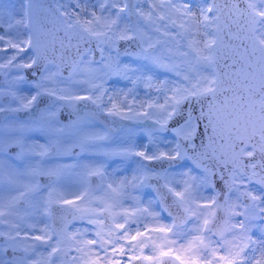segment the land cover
<instances>
[{
  "label": "snow or ice",
  "instance_id": "obj_1",
  "mask_svg": "<svg viewBox=\"0 0 264 264\" xmlns=\"http://www.w3.org/2000/svg\"><path fill=\"white\" fill-rule=\"evenodd\" d=\"M73 2L0 0V264H264V0ZM113 79L132 87L109 91ZM101 114L146 139L111 146L92 130ZM83 156L136 167L117 179Z\"/></svg>",
  "mask_w": 264,
  "mask_h": 264
},
{
  "label": "flooded vegetation",
  "instance_id": "obj_2",
  "mask_svg": "<svg viewBox=\"0 0 264 264\" xmlns=\"http://www.w3.org/2000/svg\"><path fill=\"white\" fill-rule=\"evenodd\" d=\"M100 56V54H99ZM99 56L95 55L96 59H99ZM121 59L123 62L125 63H131L133 64V66L136 65H142L141 61H137V60H133L130 56H124L121 55ZM162 73H166V72H162ZM65 75L67 73H64ZM9 75L7 74H0V87H8L9 86ZM28 78L29 80L32 79L31 76V71L28 72ZM29 85H22V87H24V90H26V92L23 91V93L21 95L24 94H30L31 92H34V89L31 88H27ZM106 87L109 89V91H113V90H119L121 88L124 89V91H127L128 88H131L132 85L130 82L128 81H124V80H109V82L106 84ZM27 88V89H26ZM142 93H144L142 91V87L138 88L136 94H135V98L137 101H141L139 99L142 98ZM145 94V93H144ZM47 98V103L48 104H44V98ZM41 98H43L42 104L38 107L40 109H43L47 106H49L52 103V99L50 97L47 96H42ZM40 99V98H39ZM106 99V98H105ZM128 99L131 101L133 99V97L130 95L128 97ZM39 101V100H38ZM0 103L7 105L9 103V97L7 96V92L5 93V95L3 97H0ZM38 103V102H37ZM57 104L59 102H56ZM91 108V106H89ZM79 110L80 113L83 114L84 109H83V102H81V105L79 106ZM61 111H65L67 115H69L70 113V109H68L67 107L61 108L60 109V113ZM22 118L25 117L27 114L24 112H21L19 114ZM106 117V118H104ZM72 118L74 119L75 116L73 115ZM58 119L61 121V116L59 114ZM62 123V121H61ZM127 123V124H126ZM126 125H129V127H131V130H136V129H140V125H137L135 123H133L132 121H128V120H120L119 118H115V117H108L106 115H100L96 118L95 121H93V127L98 131V132H102V133H107L109 136V144H115V139L119 140L120 138H126L127 135L124 132H121L123 127ZM130 136H133V138H129V139H134L133 141H139L141 139H146L145 137H143V133L140 134V130L136 131V133L134 134V132L130 131ZM170 135V134H169ZM112 136V137H110ZM113 138V140L111 141L110 139ZM126 142L121 141L120 145L125 144ZM78 151V150H77ZM82 158H85L86 160H96L98 161V164H102L105 166L106 171L109 173V169L114 165H118L120 167V164H117L119 162H122V172H128V173H132L134 168L136 167L135 164L133 163V161L136 158H131L130 159H121L120 157H109V158H105L103 156H83L80 158V160ZM115 158H117V160H115ZM70 161H72V163H74L75 161L72 159H69ZM79 160V161H80ZM110 160H115V162L112 163V161ZM115 165V166H116ZM132 168V169H131ZM69 180H75V181H79V177L76 175V172H73L71 175L68 176ZM93 180H95V178H93ZM149 183L151 184H156L155 180L150 181ZM72 188V186H71ZM136 193V191H135ZM146 193V196H145ZM137 195H139L141 198V200L145 203V198L148 200L149 198H153L156 193L154 192L153 188L151 187H143V188H139L137 189ZM147 204V203H145ZM29 211H31L33 214L29 220V223H35L37 229L40 227H43L44 221L47 219L46 217H44L42 214H37L35 213V210L30 209ZM167 214H165L166 216ZM91 227V226H89ZM133 229L135 228V225H132ZM0 244H2V241H0ZM8 256L11 255V253L9 252L7 254Z\"/></svg>",
  "mask_w": 264,
  "mask_h": 264
},
{
  "label": "rangeland",
  "instance_id": "obj_3",
  "mask_svg": "<svg viewBox=\"0 0 264 264\" xmlns=\"http://www.w3.org/2000/svg\"><path fill=\"white\" fill-rule=\"evenodd\" d=\"M61 2L65 5V6H70V7H75V4L73 2V0H61ZM103 2V0H81V3L84 4V3H87L88 7L91 8L92 5H95L96 6V10L99 11V4ZM124 0H121V3H123ZM140 0H137V3H139ZM3 3L5 4H8V3H13L16 5L17 8H19L20 6V3H21V0H3ZM144 8L146 9L147 8V4L144 3L143 4ZM113 12H115V9H113ZM105 55H107V53H105ZM113 55H115V53H113ZM162 72H165L163 69H151L150 70V74L153 76L154 79H165V78H173V77H170V74L169 73H162ZM67 75V74H66ZM12 79L11 76H9L8 80L10 81ZM27 85V84H25ZM142 87V91L145 93V90H144V87L143 85L141 84L139 86V88ZM7 88L8 87H0V91H4L5 93L7 92ZM28 89L30 88L29 86L27 87ZM26 88V89H27ZM24 92H26V90H24V87L21 88L20 90V93L19 94H22ZM142 93V98L139 99V100H144L146 99V96L145 94ZM152 95H156L155 93H152ZM127 124V123H126ZM123 127L122 131L121 132H124L126 133L127 137L126 138H120L119 140H114L115 141V144H110L111 146L113 147H117V146H120V143L121 141L124 140V142H129V141H133L134 139H129V138H133V136H130V130H131V127H129V125H126ZM143 126L140 125V129H136L134 131V134L136 133V131L140 130V134H142V129ZM93 131H97L94 127L92 129ZM112 137V136H110ZM111 141L113 140V138L110 139ZM113 158V157H111ZM115 160H117V158H115ZM115 160H110L113 162H115ZM131 160V159H130ZM61 162H66V163H72V161H70L69 159L66 160V161H61ZM80 163H88V164H94V165H100L98 164V161L96 160H86L85 158H82L80 161ZM117 164H120V167L116 164H114L110 169H109V174H114L116 176V178L118 179L119 177L121 176H124V175H127L129 177H131L132 173H128V172H122V162H119ZM116 165V166H115ZM132 169V168H131ZM75 172H79V169H76ZM78 184V181H75V180H69L68 179V176L64 177L61 179L60 181V184L59 186L62 187V188H71L72 187H75L76 185ZM136 193H137V190H136ZM135 193V194H136ZM137 195V194H136ZM139 198H141L139 195H137ZM145 196H146V193H145ZM152 198H149L148 200L145 198V203H148ZM254 235L255 236H259L260 233L258 231L254 232Z\"/></svg>",
  "mask_w": 264,
  "mask_h": 264
},
{
  "label": "water",
  "instance_id": "obj_4",
  "mask_svg": "<svg viewBox=\"0 0 264 264\" xmlns=\"http://www.w3.org/2000/svg\"><path fill=\"white\" fill-rule=\"evenodd\" d=\"M128 2L130 3V5L136 4V0H128ZM51 6H52V0H46L45 7H51ZM93 47H94V45H93ZM118 47H119V50H120L121 54L123 55V53L125 51V47H126L125 44L123 42H121L118 45ZM128 51L129 52H135L136 51L135 45L133 44L130 47H128ZM95 55L99 56V52H96ZM27 71L30 72L31 70H27ZM42 101H43V98H40L38 103H37L38 107L42 104ZM44 104H48L46 97L44 98ZM101 115H103V114H101ZM60 116H61L62 123H66L68 121V119H69V115H67L65 111H61ZM104 118H106V117H104Z\"/></svg>",
  "mask_w": 264,
  "mask_h": 264
}]
</instances>
